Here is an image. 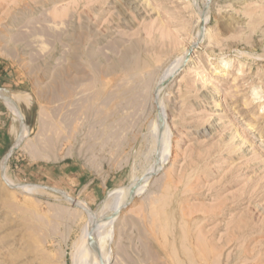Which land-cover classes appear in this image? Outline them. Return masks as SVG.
Segmentation results:
<instances>
[{
    "label": "rangeland",
    "instance_id": "rangeland-1",
    "mask_svg": "<svg viewBox=\"0 0 264 264\" xmlns=\"http://www.w3.org/2000/svg\"><path fill=\"white\" fill-rule=\"evenodd\" d=\"M207 2L0 0V91L26 117L0 96V264H264V0H211L198 42ZM154 167L91 259L82 205Z\"/></svg>",
    "mask_w": 264,
    "mask_h": 264
},
{
    "label": "bare ground",
    "instance_id": "bare-ground-1",
    "mask_svg": "<svg viewBox=\"0 0 264 264\" xmlns=\"http://www.w3.org/2000/svg\"><path fill=\"white\" fill-rule=\"evenodd\" d=\"M0 96L4 99V101L6 102L7 106H10L12 108V110L15 113L16 117L17 118H21V113L19 111V108L14 103V101L19 103V100L21 99L20 96L17 93H15V91H11V90H8V91L1 90L0 91ZM90 106L92 107V105H90ZM28 128H27V130H28ZM25 135H26V132L21 133V135L19 137L20 140L23 137H25ZM157 168L158 167H156L154 169V171ZM135 180H137V178ZM135 180L133 182H131L130 184H128V185H125V186H123L121 188L115 189L114 191L108 193L106 195L105 200H104L105 202L101 203V205L99 207L101 209L100 211H98L99 208L98 209L96 208L95 210L89 209V207L87 205H82L81 201H77V204L82 205V207L85 208L87 212L88 211L90 212V215H91L92 220H93L91 222L92 224H91V227H89L90 229H89V232H88L89 233V251H88V253H89L91 259H94L93 250L96 249L101 254V256H99V257L104 256L105 260H108L107 259V254H105V251H106L105 240H106V238H108L107 236L110 234L109 232H110L115 220L118 218V215H119V214H115L114 215L113 212L116 210V208H118L119 206H122L124 204H127L131 200V198H132V189H133V184H134ZM144 182L145 181H143L142 184ZM142 184H141V186H142ZM15 186L17 188H27L28 187L25 184H15ZM143 189H144V185L139 188V191L136 193L135 196L140 195L141 192L143 191ZM109 238H111V237H109ZM96 244L98 245V248H97ZM100 259H102V258H100Z\"/></svg>",
    "mask_w": 264,
    "mask_h": 264
},
{
    "label": "water",
    "instance_id": "water-1",
    "mask_svg": "<svg viewBox=\"0 0 264 264\" xmlns=\"http://www.w3.org/2000/svg\"><path fill=\"white\" fill-rule=\"evenodd\" d=\"M210 1L211 0H208V2H207V5L205 6V9H204V11H203V15H202V21H201V29H200V34H199V40H198V42L199 41H201V39L203 38V34H204V30H205V23H206V14H207V11H208V9H209V5H210ZM193 48H191L190 49V51L185 55V57H184V60H183V62H182V65H181V67H180V69H179V71L187 64V60H188V57H189V55H190V53H191V50H192ZM178 71V72H179ZM178 73H176L174 76H170L169 78H167L163 83V86H162V88H164L165 87V85H167L169 82H171L174 78H175V76L177 75ZM159 97V96H158ZM14 103L17 105V107L20 109V113H21V118L24 120V122H26V117H25V115L23 114V111H22V109H21V107H20V105L17 103V102H15L14 101ZM157 115H158V120H159V131H160V135H161V141H162V144H163V146L162 147H164V144L166 143V139H167V137L166 138H164L165 136H164V132H165V130H166V118H165V113H164V111H163V108H162V105H161V103H157ZM166 135H167V131H166ZM24 140H25V137H23L16 145H13L11 148H10V151H9V153H8V157L5 159V162H4V165H3V170H2V176H3V178H4V180L7 182V179L5 178V167H6V164H7V161H8V159L12 156V154L15 152V150L17 149V148H19L22 144H23V142H24ZM157 156H158V154H157ZM159 162L161 163V161L159 160ZM158 169H160V166H159V168ZM155 173H157V171H155V172H152V173H147V174H144L143 176H141V177H139V178H137V180H135V182H134V184H133V189H132V199H133V197L136 195V193H137V190L139 189V187L141 186V184H142V182L143 181H145L146 179H148L151 175H153V174H155ZM8 184V183H7ZM8 185H10V184H8ZM10 186H12V187H14L13 185H10ZM106 198V197H105ZM105 198L100 202V204H99V206L97 207V209L100 207V205H101V203H103V202H105L104 200H105ZM126 206H128V204H124V205H122V206H119L118 208H116V210L113 212V214L115 215V214H119L120 212H121V210L124 208V207H126ZM101 209L99 208L98 209V211H100ZM96 246H97V248H98V245L96 244ZM102 264H105V262L103 261V263ZM108 264V263H107Z\"/></svg>",
    "mask_w": 264,
    "mask_h": 264
},
{
    "label": "crops",
    "instance_id": "crops-1",
    "mask_svg": "<svg viewBox=\"0 0 264 264\" xmlns=\"http://www.w3.org/2000/svg\"><path fill=\"white\" fill-rule=\"evenodd\" d=\"M85 168H86L85 165H77L75 163H73L70 168L67 164H64L61 167L62 169L61 172L64 174V176H67V178H69L70 183H72L71 186L72 189H74L73 185H76L75 189L79 188L80 192L85 193L86 195H90V196L92 195L93 198H90V200L91 199L95 200V198H98L96 197L98 195V192L101 191L102 193L104 191V187H108V186L107 183H105L104 185L99 184L95 186V188L93 187V190L87 189L88 187L91 186L90 184L94 182V179L92 180L91 178L87 177L86 175L87 170Z\"/></svg>",
    "mask_w": 264,
    "mask_h": 264
}]
</instances>
